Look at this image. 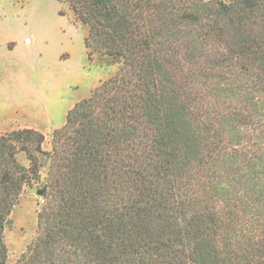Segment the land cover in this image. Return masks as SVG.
Segmentation results:
<instances>
[{
	"label": "trees",
	"instance_id": "16d2710c",
	"mask_svg": "<svg viewBox=\"0 0 264 264\" xmlns=\"http://www.w3.org/2000/svg\"><path fill=\"white\" fill-rule=\"evenodd\" d=\"M69 3L89 55L116 70L50 150L37 129L0 133V264L46 163L15 264H264V0Z\"/></svg>",
	"mask_w": 264,
	"mask_h": 264
},
{
	"label": "rangeland",
	"instance_id": "374dc122",
	"mask_svg": "<svg viewBox=\"0 0 264 264\" xmlns=\"http://www.w3.org/2000/svg\"><path fill=\"white\" fill-rule=\"evenodd\" d=\"M86 35L69 0H0V133L34 128L45 135L43 148L51 149L68 111L116 70L89 55ZM17 157L30 165L25 152ZM48 167L24 186L10 215L7 264H15L38 234Z\"/></svg>",
	"mask_w": 264,
	"mask_h": 264
},
{
	"label": "water",
	"instance_id": "95a60500",
	"mask_svg": "<svg viewBox=\"0 0 264 264\" xmlns=\"http://www.w3.org/2000/svg\"><path fill=\"white\" fill-rule=\"evenodd\" d=\"M39 193H42L41 191Z\"/></svg>",
	"mask_w": 264,
	"mask_h": 264
}]
</instances>
